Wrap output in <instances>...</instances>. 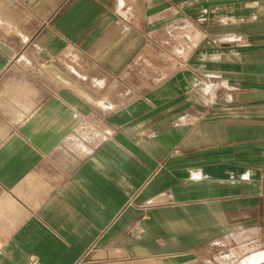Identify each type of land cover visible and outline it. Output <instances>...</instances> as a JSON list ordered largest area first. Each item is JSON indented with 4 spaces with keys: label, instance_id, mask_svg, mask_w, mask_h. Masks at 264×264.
<instances>
[{
    "label": "crops",
    "instance_id": "crops-1",
    "mask_svg": "<svg viewBox=\"0 0 264 264\" xmlns=\"http://www.w3.org/2000/svg\"><path fill=\"white\" fill-rule=\"evenodd\" d=\"M0 264H264V0H0Z\"/></svg>",
    "mask_w": 264,
    "mask_h": 264
},
{
    "label": "bare ground",
    "instance_id": "bare-ground-1",
    "mask_svg": "<svg viewBox=\"0 0 264 264\" xmlns=\"http://www.w3.org/2000/svg\"><path fill=\"white\" fill-rule=\"evenodd\" d=\"M9 27V26H8Z\"/></svg>",
    "mask_w": 264,
    "mask_h": 264
}]
</instances>
